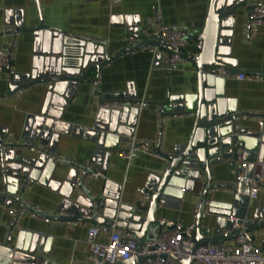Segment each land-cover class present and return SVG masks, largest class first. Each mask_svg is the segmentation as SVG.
I'll return each instance as SVG.
<instances>
[{
  "label": "crops",
  "instance_id": "crops-1",
  "mask_svg": "<svg viewBox=\"0 0 264 264\" xmlns=\"http://www.w3.org/2000/svg\"><path fill=\"white\" fill-rule=\"evenodd\" d=\"M252 2L264 3V0H248L247 5ZM208 7L209 0H38L37 3L28 0H0V33L7 28H12L18 33L13 60L8 71L0 76V137L8 142H21L27 117L39 115L47 95L46 87L41 85L24 88L20 94H12L10 85L6 82V76H21L32 69L36 47L34 29L60 31L74 43L80 40L101 43L100 46L104 48L107 57H112L128 48L129 29L137 28L143 36H154L156 10L159 11L164 25H175L193 35L203 31L209 12ZM248 13L245 10L239 11L233 24L229 48L230 60L235 65L233 73L264 74V27L251 42H247L242 33V26ZM5 41L6 39L0 36V50ZM194 54L195 43L191 42V47L185 55ZM95 79L100 83L98 96L91 94V85ZM85 81L75 89L62 115V123L71 127L91 129L104 95L132 91L137 97V103L141 105L134 119L132 141L154 140L159 125L161 150L171 155L178 146L185 145L193 135L194 115L186 113L183 116L167 115L159 111V108L168 104L172 97L197 94V75L191 63L185 61L178 71L169 73L165 70L160 56L144 48L114 60L101 68L98 74L93 71ZM215 89L221 103L223 102L222 110L232 109L239 114L264 113L262 82L248 83L231 79L216 83ZM133 106L136 107L131 105ZM239 126L246 134L257 132L261 125L248 119L239 121ZM262 128L264 134V126ZM127 143L117 142L116 149H121ZM36 144L47 149L38 142ZM117 150L113 151L108 162L104 158L96 160L99 166L94 169L102 171L105 180H88L84 182V187L94 198L103 194L108 197L118 195L119 205L133 207L145 197L143 194L146 193L144 186L147 177L158 176L157 173L163 171L166 165L159 159L145 155L125 163L117 156ZM95 151L96 144L92 141L60 136L54 154L83 167L85 163L94 165L92 160ZM19 153L29 158L38 156L27 151ZM235 155H239L243 162L252 163L256 161L258 154L237 150L231 159L211 167L212 187L218 184L228 186L234 184L236 171L232 159ZM70 170L69 165L51 166L46 175V183H33L26 187L18 198L20 202H14L11 207L17 211L25 207L42 211L53 217L48 223L43 219L33 218L26 212L20 218L17 229L11 232L9 208L0 201L2 251L15 249L24 236L38 235L46 238L42 253H38L41 248L40 240L33 244V249L37 250L36 257L41 261H47L49 264H85L86 229L78 223L59 220L62 218L60 215L68 216L64 212H59L63 199L60 189L52 191L48 188V183L62 184ZM2 174L0 162V192ZM201 191L202 182L194 184L191 192L175 188L169 196L171 201L169 207L167 209L160 207L156 212L157 219L175 225V228L169 230L194 226ZM76 195L77 193L73 196ZM206 199V212L201 219V228L209 240L232 244L234 238L229 235L233 225L231 218L241 220L243 225L240 231L252 235L254 244L264 239V226H259L264 220V193L259 194L256 200L250 201L246 196L234 194L228 189L210 191ZM30 245L32 243L29 239L27 247Z\"/></svg>",
  "mask_w": 264,
  "mask_h": 264
},
{
  "label": "water",
  "instance_id": "water-1",
  "mask_svg": "<svg viewBox=\"0 0 264 264\" xmlns=\"http://www.w3.org/2000/svg\"><path fill=\"white\" fill-rule=\"evenodd\" d=\"M248 0H209V7L202 32L189 35V40L195 43V54L181 57L191 63L197 75V94L187 97H172L168 104L163 105L164 114H190L194 115L193 132L185 145L178 146L167 158L165 171L162 176L150 175L146 179L144 190L149 198L146 208L140 205L126 207L119 205L118 195L108 197L103 194L94 198L88 194L84 187L83 179L78 181L81 174L87 175L90 170L75 164H69L71 170L62 184L48 183L52 191L60 189L63 198L59 212L68 216L59 220L89 223L103 228H110L131 232L137 238V251L146 242L154 241L157 234L164 229L175 228V225L159 221L156 217L158 209H167L170 205L172 191L183 188L185 192H191L194 184L205 182L202 187L198 206L196 208V221L193 232L189 235L196 246H207L221 243L205 237L201 228V219L206 212L207 195L211 191V167L231 159L237 150L257 152L256 161L264 164V134L263 126L257 132L243 133L238 131L237 138H220L226 136L225 132L230 127L233 117L221 118L222 103L217 94L208 90L212 87L214 70H226L234 72L235 65L230 60L229 48L233 24L237 13L245 10ZM129 35L135 37L136 45L128 47L124 51L107 57L104 48L95 43L80 40L71 42L62 32L54 29L37 28L33 30L35 41V59L29 73L13 75L10 90L12 94L33 86H45L47 95L36 117L29 116L25 121L21 139L23 142L40 143L47 147L48 153H55V146L60 136H71L92 141L96 144L93 168H97V161L104 158L109 161L113 151L117 150V142H130L133 137L134 119L138 114L137 97L134 92L104 95L101 102L120 101L125 103L121 110L107 111L99 109L94 125L91 129L71 127L62 123V115L68 102L72 99L77 87L85 83L86 78L93 71L98 74L100 69L125 54L144 49V47L161 48L168 53L171 51L158 43V37L143 36L139 30L129 29ZM210 72L207 76L205 73ZM11 94V95H12ZM221 96V95H220ZM136 105V107H131ZM6 137V136H4ZM0 162L3 174L13 179L34 176L53 166L47 155L37 158L23 156L18 151H3L0 154ZM105 170V167H103ZM75 185V186H74ZM77 193L76 196H73ZM81 193H83L81 195ZM5 207L11 208L18 199L8 198ZM0 198V201H3ZM28 211L33 209L25 207ZM42 218L53 219L50 215H41ZM241 227L242 222H237ZM264 226V220L259 226ZM247 232V231H246ZM236 231L230 237L238 235ZM30 245L27 247L28 240ZM40 240L43 252L46 242L45 237L38 235L24 236L15 249L0 251L2 258L0 264H20L22 262L37 264L41 260L36 257L33 244ZM32 241V242H31ZM224 242V241H223ZM145 258L134 256L127 261L118 264H141ZM44 264H49L43 261ZM180 264H191L190 260L179 261Z\"/></svg>",
  "mask_w": 264,
  "mask_h": 264
},
{
  "label": "built area",
  "instance_id": "built-area-1",
  "mask_svg": "<svg viewBox=\"0 0 264 264\" xmlns=\"http://www.w3.org/2000/svg\"><path fill=\"white\" fill-rule=\"evenodd\" d=\"M33 3H37L38 0H28ZM250 8L243 26L242 33L247 42H251L258 31L264 27V3L252 2L247 5ZM17 31L12 28L4 29L0 36L6 41L4 42L0 50V76H3L9 69L15 49ZM153 35L158 37V43L164 45L171 52L161 48L144 47L151 53H157L160 56L161 62L165 67V70L169 73L176 72L180 66L183 65L185 60L181 57V54L190 49L191 41L189 40V33L187 30L177 27L175 25H164L161 21V16L158 10L154 14ZM137 40L133 36H128V47L136 45ZM101 44V43H97ZM207 76L210 72L205 73ZM213 85L210 89L213 93L216 92V83H220L226 80L234 79L236 81L255 83H264V74L259 75H246L236 74L226 70H214ZM6 82L11 85L12 75L6 76ZM99 80L95 81L91 85V94L94 96L100 95ZM21 90L17 93L20 94ZM221 100L220 97L216 98ZM125 106V103L120 101L101 102L100 109L107 111L121 110ZM140 107V104H137ZM162 112V108H159ZM160 118V113H158ZM184 114H180L183 116ZM231 116L230 127L226 130L224 137L219 141L229 137L237 138L238 131L240 130L239 121L248 120L253 121L261 126H264V113L260 112H247L243 114L236 113L232 109L222 110L221 118ZM156 138L152 141H130L124 147L117 150V156L125 163L138 158L140 155L156 158L165 163L170 156L161 150L162 138L159 125L156 129ZM0 151H27L38 156L47 155L48 160L52 165L65 164V162L74 164L67 158L58 156L56 154L48 153L47 149L39 147L36 143L30 142H8L0 137ZM235 167L234 184L231 186L218 184L211 188V191H223L228 190L234 194L246 196L248 200L254 201L258 195L264 193V164L254 161L252 163L243 162L239 155H235L232 159ZM83 168L90 170V172L84 176L78 178L77 182L82 180L84 182L88 180H105V176L102 171L95 170L91 163H85ZM50 167H45L44 170L34 178V176L23 177L21 179H13L9 176L2 174L0 192V198H3V204H6L8 198L18 199L21 192L33 183H46V175L48 174ZM165 169L158 172V176H162ZM205 182H202V187ZM75 186V185H74ZM184 189L181 188V191ZM201 194V192L199 193ZM149 198L144 197L139 202L141 208H146L149 203ZM11 221L9 223V230L15 231L18 226V222L22 215L29 212L33 218L43 219L45 223L49 222L48 218H42L41 215L45 213L37 209H33V212L23 208L21 211L14 209H8ZM196 212V211H195ZM47 215V214H45ZM65 216V215H64ZM60 215V217H64ZM232 226L229 231V235H233L236 231H240V226L237 224L238 220L231 218ZM78 223L83 225L86 229L85 245L86 256L85 264H118L123 261H127L134 256L139 258H145L146 260L141 264H180L179 261L190 260L191 264H264V239L259 243L254 244L252 241V235L249 233H243L240 231L238 235L233 236L234 242L232 244L221 242L215 245L196 246L192 238L189 235L193 232L194 226L179 227L175 230H163L157 234L154 241L146 242L137 251V238L128 231L118 230L114 227L103 228L97 225H89L87 223ZM72 225V224H71ZM0 245V251H1ZM2 255L0 253V259ZM37 264H44L43 261Z\"/></svg>",
  "mask_w": 264,
  "mask_h": 264
}]
</instances>
